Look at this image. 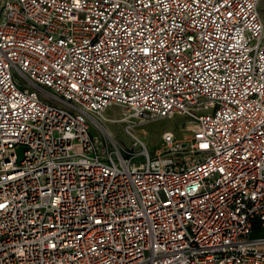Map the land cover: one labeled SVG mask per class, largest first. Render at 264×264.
Wrapping results in <instances>:
<instances>
[{
    "label": "built area",
    "instance_id": "1",
    "mask_svg": "<svg viewBox=\"0 0 264 264\" xmlns=\"http://www.w3.org/2000/svg\"><path fill=\"white\" fill-rule=\"evenodd\" d=\"M0 264H264L261 0H0Z\"/></svg>",
    "mask_w": 264,
    "mask_h": 264
},
{
    "label": "rangeland",
    "instance_id": "2",
    "mask_svg": "<svg viewBox=\"0 0 264 264\" xmlns=\"http://www.w3.org/2000/svg\"><path fill=\"white\" fill-rule=\"evenodd\" d=\"M261 11L264 15V0H261ZM95 118L100 124L92 122V131L100 139L107 141L111 148H119L121 151L139 149V145L135 143V135L140 137L154 151L163 146L162 135L164 131L172 130L180 138L188 131L186 127L188 118L184 115L142 121L134 116L128 108L120 104L111 105L102 113L95 115ZM101 124L104 129L99 126Z\"/></svg>",
    "mask_w": 264,
    "mask_h": 264
},
{
    "label": "bare ground",
    "instance_id": "3",
    "mask_svg": "<svg viewBox=\"0 0 264 264\" xmlns=\"http://www.w3.org/2000/svg\"><path fill=\"white\" fill-rule=\"evenodd\" d=\"M94 123H99L100 124V122L98 121V119H96L95 117H94ZM99 126H101L102 128L104 127L102 124L101 125H99ZM104 129V128H103ZM107 130V129H106ZM108 131V130H107Z\"/></svg>",
    "mask_w": 264,
    "mask_h": 264
}]
</instances>
